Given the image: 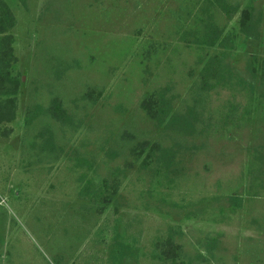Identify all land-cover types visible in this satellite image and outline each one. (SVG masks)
Here are the masks:
<instances>
[{
    "label": "rangeland",
    "instance_id": "obj_1",
    "mask_svg": "<svg viewBox=\"0 0 264 264\" xmlns=\"http://www.w3.org/2000/svg\"><path fill=\"white\" fill-rule=\"evenodd\" d=\"M3 1L21 84L0 123V264H162L167 238L176 264H264V0H225L230 18L209 9L234 44L228 83L210 90L199 75L222 48L196 43L205 0ZM244 8L255 39L238 32ZM164 89L173 114L192 109L193 134L140 108ZM54 98L70 122L49 116ZM143 142L175 153L170 166L158 153L142 166ZM113 183L100 209L91 197Z\"/></svg>",
    "mask_w": 264,
    "mask_h": 264
},
{
    "label": "trees",
    "instance_id": "obj_2",
    "mask_svg": "<svg viewBox=\"0 0 264 264\" xmlns=\"http://www.w3.org/2000/svg\"><path fill=\"white\" fill-rule=\"evenodd\" d=\"M218 8L225 14L227 18H230L233 13L238 12L237 6H231L225 2V0H205L203 7L206 18L203 21L202 34L199 39L196 40L198 47L204 49H212L215 47L222 48L219 55H214L205 60L202 71L200 72L201 89L210 90L213 85H210V81L214 83L227 84L230 79L229 68L224 64L223 59L228 55L229 51L233 48V40L228 35H224L223 28L217 27L209 15L208 11L211 7ZM13 23V16L6 6L3 0H0V123H9L15 118L16 98L18 93L21 77L14 73V66L16 64V58L13 54L14 38L8 33ZM238 32L246 39H255L258 33L257 24L254 20L253 11L250 8H244L239 14L238 20ZM202 59H198V63H201ZM260 78L264 82V61L260 67ZM251 77H256L258 72L254 68H249ZM168 89L159 91L155 95L145 98L140 103V108L145 112L146 116L154 121L157 128H164L167 130H174L180 134H193L194 127L193 121L195 117L192 114V109L189 108L185 115H176L172 112L171 99L165 98ZM92 101V92H88L85 98ZM98 97V96H96ZM49 116L58 123L66 124L70 122L69 117L62 108L59 99L54 98L50 101V105L47 108ZM2 136H5V132H1ZM50 136V135H49ZM51 143V137H48ZM155 153H158V164L162 168H167L173 162L175 153L169 149H160L157 145H150L143 142L136 146L131 151V155L135 158H140L145 154L141 165L144 166L149 160L157 157ZM151 162V161H150ZM118 192L117 183L106 186L103 191L97 195L91 197V200L95 201V205H98L100 209H104L111 203V199ZM96 199V200H95ZM116 250L118 251L119 258L130 254L132 251L129 247L116 244ZM161 261L162 264H166L168 261L170 264H176V260L180 257V248L172 242L170 238H167L161 246Z\"/></svg>",
    "mask_w": 264,
    "mask_h": 264
}]
</instances>
